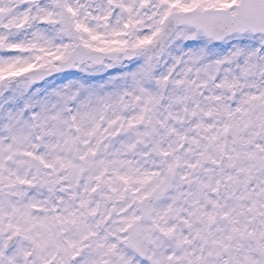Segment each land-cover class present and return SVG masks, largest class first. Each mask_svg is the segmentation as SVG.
I'll list each match as a JSON object with an SVG mask.
<instances>
[{
    "label": "snow or ice",
    "instance_id": "6c2138e0",
    "mask_svg": "<svg viewBox=\"0 0 264 264\" xmlns=\"http://www.w3.org/2000/svg\"><path fill=\"white\" fill-rule=\"evenodd\" d=\"M0 264H264V0H0Z\"/></svg>",
    "mask_w": 264,
    "mask_h": 264
}]
</instances>
